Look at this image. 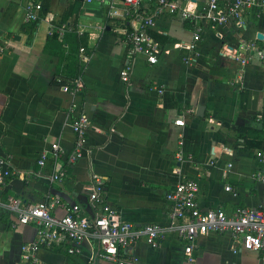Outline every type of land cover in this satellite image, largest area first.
<instances>
[{
    "label": "crops",
    "instance_id": "crops-1",
    "mask_svg": "<svg viewBox=\"0 0 264 264\" xmlns=\"http://www.w3.org/2000/svg\"><path fill=\"white\" fill-rule=\"evenodd\" d=\"M30 1L47 4L36 22L25 20ZM204 3L175 0V8L166 7L155 18L151 32L166 41L157 61L149 63L143 55H129L116 31L123 20L108 18L105 3L0 0V158L15 171L0 183V264H34L23 258L22 246L33 240L35 227L10 226L15 214L7 207L8 196L33 203L56 195L57 217L78 205L92 218L101 208L96 178L108 182L103 201L123 219L137 229L146 223L162 229L159 247L140 235L125 248V264H264V248L246 249L228 233L216 232L200 235L188 259L165 200L168 190L189 178L198 182L196 200L203 209L230 214L242 206L264 207V185L255 177L261 168L256 154H264V63L255 58L240 64L233 57L248 41L264 49V12L249 10L245 27L200 21L202 40L188 62L185 45L193 29L177 10L195 11ZM66 7L72 15L64 20ZM73 18L83 30L80 45L75 50L67 43L59 53L56 43L47 41L50 24ZM60 76L64 83L55 82ZM77 78L82 88L74 94ZM81 113L90 122L85 152L55 180L53 172L73 148L71 121ZM178 118L184 125L174 123ZM53 142L64 151L62 158L53 157ZM43 151L48 156L40 166ZM99 252L95 238L88 237L78 254L54 246L40 248L36 257L44 264H115Z\"/></svg>",
    "mask_w": 264,
    "mask_h": 264
},
{
    "label": "built area",
    "instance_id": "built-area-1",
    "mask_svg": "<svg viewBox=\"0 0 264 264\" xmlns=\"http://www.w3.org/2000/svg\"><path fill=\"white\" fill-rule=\"evenodd\" d=\"M92 2L93 0H84ZM107 4V17L110 19L123 20V26L117 27L129 45V55H143L149 63L157 61L161 51L159 43L152 37L150 31L155 18L166 7L175 8V0H95ZM121 3L118 7L117 2ZM201 9L190 11L185 6L177 10V14L192 25V40L185 45L188 54L186 61H193L197 54L198 43L202 40L203 29L200 21H207L212 25L233 22L238 27H245V14L251 10L264 12V0H204ZM42 3L30 1L26 7L25 20L36 22L41 18ZM66 32H75L78 36L83 30L69 21L58 24H50V34H56L60 41ZM67 48V45L64 44ZM84 48L80 47L79 52ZM224 55V54H223ZM234 59L240 64L252 62L255 58L264 63V49L257 42L248 41L243 43L241 49L235 52ZM86 60V56H82ZM58 79V78H57ZM127 80L126 75H122ZM59 80V79H58ZM80 79H75L71 88L74 94L81 91ZM175 124L184 125L182 118L174 120ZM90 122L88 117L81 113L71 121V129L75 135L71 152L64 156L63 166H59L52 174L55 180L65 176L66 166L74 164L86 149V131ZM54 158L63 157L64 151L58 142L50 145ZM48 153L43 151L37 160L40 166H44ZM180 156V153H178ZM261 168L255 173L257 180L264 185V154H256ZM231 163L223 169L222 177L226 178ZM15 171L9 168V160L0 158V183L11 177ZM104 181L96 178V201L101 208L92 218L82 215L78 205L68 207L62 217L52 213V209L60 204L58 196H49L44 200L28 203L20 196H8L7 207L15 214V221L11 227L17 224H32L35 227V235L31 242L22 246V256L34 264H44L36 257V251L42 247L51 248L63 246L68 254L81 252V243L88 237L97 241L100 252L99 256L111 263L125 264L123 250L133 246L140 235L145 236L146 243L153 248L160 245L163 232L157 223H146L141 229H137L134 223L123 219L119 210L103 201ZM226 190H231L229 184ZM198 182L194 179L179 181L172 189L165 193V200L170 204L169 216L176 229L177 237L184 244V251L188 259H192L191 252L196 245L197 238L208 232L228 233L233 239L246 249L260 250L264 248V207H238L228 214L221 208L203 209L196 200Z\"/></svg>",
    "mask_w": 264,
    "mask_h": 264
},
{
    "label": "trees",
    "instance_id": "trees-1",
    "mask_svg": "<svg viewBox=\"0 0 264 264\" xmlns=\"http://www.w3.org/2000/svg\"><path fill=\"white\" fill-rule=\"evenodd\" d=\"M75 2V0H74ZM42 11L41 12H45L47 9V4L45 3V1H42ZM72 15V11L70 8H65L64 10V16L63 19L67 20L70 16ZM69 22L75 24V18H73L72 20H69ZM152 37L159 43L160 47H162L163 43L166 41V39L162 36V35H156L155 33L151 32ZM49 43L50 42H55L58 49H59V53L61 52V47L64 48V44L67 45V43L69 44V46H72L73 48H75V50L78 49L79 45H80V41L81 39L78 37V35L75 32H68L65 33L64 39L62 42H58L57 41V36L56 34H51L47 40ZM59 79V80H58ZM56 78L55 82L56 83H64V78L62 76H60V78ZM108 187V182L104 181L103 183V191L105 190V188Z\"/></svg>",
    "mask_w": 264,
    "mask_h": 264
},
{
    "label": "water",
    "instance_id": "water-1",
    "mask_svg": "<svg viewBox=\"0 0 264 264\" xmlns=\"http://www.w3.org/2000/svg\"><path fill=\"white\" fill-rule=\"evenodd\" d=\"M201 111H202V107L201 108H198L197 113H200Z\"/></svg>",
    "mask_w": 264,
    "mask_h": 264
}]
</instances>
